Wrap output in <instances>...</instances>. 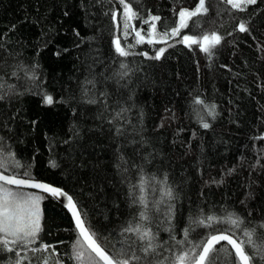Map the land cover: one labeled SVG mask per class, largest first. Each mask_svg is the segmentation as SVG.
Instances as JSON below:
<instances>
[{
  "label": "trees",
  "instance_id": "16d2710c",
  "mask_svg": "<svg viewBox=\"0 0 264 264\" xmlns=\"http://www.w3.org/2000/svg\"><path fill=\"white\" fill-rule=\"evenodd\" d=\"M131 2L142 17L159 15L168 27L178 22L181 8L198 5V0ZM206 6L202 28L192 30L190 22L181 37L219 32L224 40L213 57L176 43L181 38L176 37L168 41L175 46L153 60L115 53L117 35L122 44L134 43L131 35L123 37L122 15L113 20L110 14L122 11L118 0H0L5 149L25 166L18 171L68 191L108 248L120 246L121 229L138 215L130 184L140 174L161 180L167 174L177 239L201 212L219 215L226 209L249 226L264 222V139H258L264 137V0L244 11L224 0H206ZM241 22L248 32L238 30ZM134 24L144 33L149 28L142 20ZM162 46L167 44L133 51L151 56ZM122 60L129 66L124 76L118 75ZM44 93L53 97L52 105L43 103ZM197 96L217 106L214 120L194 104ZM201 116L210 128L201 126ZM41 194L42 240L56 245L64 264H75L69 259L77 239L72 217ZM168 226L164 217L153 222L164 248L171 244ZM205 231L196 228L191 239L198 241Z\"/></svg>",
  "mask_w": 264,
  "mask_h": 264
},
{
  "label": "snow or ice",
  "instance_id": "6c2138e0",
  "mask_svg": "<svg viewBox=\"0 0 264 264\" xmlns=\"http://www.w3.org/2000/svg\"><path fill=\"white\" fill-rule=\"evenodd\" d=\"M224 2L234 10L244 11L247 6L255 5L257 0ZM118 3L122 6V11L111 12L112 19L117 20V17L122 15L123 37L127 40L131 35L134 39V43L122 44L121 37L119 35L115 37V53L122 58L142 55L149 59L161 60L168 48L175 46L168 41L181 37L182 30L189 29L190 22L192 30L201 29L200 18L209 11L206 0H198L194 10L181 8L177 13L178 22L168 27L163 24L159 15L149 13L146 19L142 17L133 9L131 0H118ZM135 20H142L144 25H149L146 33L142 28L140 30L136 28ZM157 22H161L162 30H158ZM117 27H120L119 23ZM237 27L240 32L249 31L244 22L239 23ZM223 40L224 37L219 32L212 31L203 32L201 35L184 34L176 43L183 44L189 49L195 45L211 59ZM143 44L153 47L157 44H167V47L156 48L154 55L151 56L148 51L142 53L133 51L136 46ZM119 67L122 71L118 75L128 74L129 66L125 60L120 62ZM32 79H35L34 75ZM3 88L4 85L0 83V89ZM3 98V94L0 93V99ZM43 103L52 105L53 97L44 93ZM194 104L202 105L206 114L213 120L218 115L217 106L207 104L202 97L197 96ZM199 122L204 129L211 127L203 116L199 118ZM119 131L117 129L118 133ZM52 166L55 167L54 161ZM24 167L16 159L13 151L5 149L3 137H0V256L5 257L4 264H64L56 245L42 240L41 234L44 232L42 202L45 196L41 193L50 194L51 198L61 202L73 217L77 239L71 245L69 259L75 264H257V261L264 264V222L249 226L250 222L246 223V218L235 211L223 209L219 215L215 213L205 215L201 212L198 218L189 219V226L182 230L183 238L177 239L174 225L171 223L175 219V204L172 203L175 196L167 183V174H164L162 180L155 176L140 174L138 182L130 184L132 202L138 204L140 210L138 215L121 229V239L118 241L120 246L112 245L108 248L86 223L83 210L71 195L59 187L36 180L28 170L18 171ZM28 189L40 191H27ZM137 191L139 194L135 195ZM160 217H164V222L169 225L164 229L169 233L171 241L167 248L158 240L159 231L153 230V222H159ZM196 228L206 230L198 241L191 239V233Z\"/></svg>",
  "mask_w": 264,
  "mask_h": 264
},
{
  "label": "water",
  "instance_id": "95a60500",
  "mask_svg": "<svg viewBox=\"0 0 264 264\" xmlns=\"http://www.w3.org/2000/svg\"><path fill=\"white\" fill-rule=\"evenodd\" d=\"M36 179V178H35ZM36 180H38V181H40V182H45V183H49V184H51L53 187H59V188H61V189H63L65 192H67L68 193V195H71L68 191H66L64 188H62V187H60V186H58V185H55V184H53V183H51V182H48V181H45V180H42V179H36ZM32 190V189H31ZM35 191H40V190H35ZM45 194H47V193H45ZM48 195H50V194H48ZM72 196V195H71ZM63 199V198H62ZM74 199V198H73ZM56 200V199H55ZM56 201H58V200H56ZM74 201H75V199H74ZM59 202V201H58ZM61 205H63L61 202H59ZM67 211H68V209H67ZM69 212V211H68ZM69 214H70V212H69ZM71 215V214H70ZM72 217V216H71ZM72 220H73V217H72ZM73 222H74V220H73ZM222 243H224V242H222Z\"/></svg>",
  "mask_w": 264,
  "mask_h": 264
},
{
  "label": "rangeland",
  "instance_id": "374dc122",
  "mask_svg": "<svg viewBox=\"0 0 264 264\" xmlns=\"http://www.w3.org/2000/svg\"><path fill=\"white\" fill-rule=\"evenodd\" d=\"M194 10V9H193ZM138 30H140V29H138Z\"/></svg>",
  "mask_w": 264,
  "mask_h": 264
}]
</instances>
